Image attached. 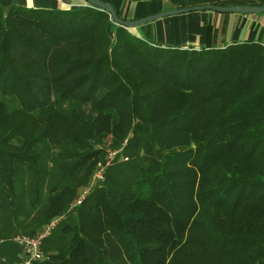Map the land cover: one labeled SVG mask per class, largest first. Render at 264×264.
Returning a JSON list of instances; mask_svg holds the SVG:
<instances>
[{"label": "trees", "instance_id": "16d2710c", "mask_svg": "<svg viewBox=\"0 0 264 264\" xmlns=\"http://www.w3.org/2000/svg\"><path fill=\"white\" fill-rule=\"evenodd\" d=\"M80 1L86 7L0 3L2 191L15 196L20 165H33L41 185L45 150L79 155L73 168L86 183L107 155L93 142L112 137L114 162L126 161L68 213L58 247L36 264H264V41L164 47ZM64 181L54 180L41 222L80 196ZM18 251L0 246L8 263Z\"/></svg>", "mask_w": 264, "mask_h": 264}, {"label": "crops", "instance_id": "0c3cea01", "mask_svg": "<svg viewBox=\"0 0 264 264\" xmlns=\"http://www.w3.org/2000/svg\"><path fill=\"white\" fill-rule=\"evenodd\" d=\"M0 3L7 8L20 5L30 8L59 9L86 7L80 0H4ZM127 19H141L150 15L172 10L165 0H107ZM5 3V4H4ZM138 34L164 47L198 50L204 47L223 49L234 43L264 41V15L223 14L212 11L193 12L157 20L137 29ZM153 43V44H154ZM26 219V218H25ZM30 220L25 223L29 224ZM46 223L41 222L36 228L30 224L24 229L35 235ZM23 234V232L21 233ZM18 235V234H17ZM11 237V236H10ZM9 237V238H10ZM1 239H9L1 237ZM18 247V246H17ZM50 249V248H49ZM16 256L21 253L18 247ZM52 252V250H50ZM51 254V253H47ZM0 260L7 257L0 256Z\"/></svg>", "mask_w": 264, "mask_h": 264}, {"label": "rangeland", "instance_id": "374dc122", "mask_svg": "<svg viewBox=\"0 0 264 264\" xmlns=\"http://www.w3.org/2000/svg\"><path fill=\"white\" fill-rule=\"evenodd\" d=\"M0 1L5 2L4 0ZM5 5L7 7V11L8 6L7 4ZM114 142L115 141L112 137L107 136L103 137L98 142H93L92 147L93 149H100L104 154H106L109 151H114L117 149L113 145ZM125 144L126 141L123 143V146ZM85 150L86 148L83 147L79 149V152L85 153ZM78 156L76 155L75 158L72 156H62L59 149L45 150L43 153V158L41 160L39 159L38 163V165H42L40 169H42V174L44 176L41 179V185L37 186L39 181H37L36 177L34 176L33 165H20L17 174L15 196L10 197L8 193L2 191V187L0 186L1 237L9 238L10 236L13 237L17 234H21L22 232L23 234H28V230L26 228L24 229L25 225L28 227L30 224H32L33 228H36V226L40 225L41 220L39 219V216L42 214V211L48 204L50 188L54 184V180H60L62 178L60 187L65 184L64 180H67L66 183L78 186V192L80 194L90 186L94 174L86 183L81 181L80 178L84 170L78 171L73 168L75 160L78 159ZM125 157L128 156L125 155ZM128 158L131 159L130 156ZM123 159V157H120L118 162H114L113 166L121 162L126 163V161H122ZM51 173L55 174L54 178L51 177ZM34 199H37V203L32 205L31 201ZM68 218V214H66L65 220L60 226L64 225L65 222L69 220ZM29 220V224H25ZM58 231L59 230H55L53 236L44 242L43 253L48 259L50 258V255L47 253H51L50 249L53 250L58 247L59 243L54 241ZM49 247L50 249H48Z\"/></svg>", "mask_w": 264, "mask_h": 264}, {"label": "built area", "instance_id": "2783aa9c", "mask_svg": "<svg viewBox=\"0 0 264 264\" xmlns=\"http://www.w3.org/2000/svg\"><path fill=\"white\" fill-rule=\"evenodd\" d=\"M120 151L121 150L107 152L105 161L98 163L90 186L87 187L86 190L80 194L76 202L70 206L67 214L86 200L87 196H89L90 193L94 191L95 185L97 183H102L105 181L106 173L112 166ZM65 216L66 214H63L52 219L44 225L40 232L35 235L29 236L18 234L9 239L0 238V246L5 243H11L21 249V253L16 256V260L13 263H8L6 260H0V264H36L49 260L43 253L44 242L49 239L53 235L54 231L60 227L62 222L65 220Z\"/></svg>", "mask_w": 264, "mask_h": 264}, {"label": "water", "instance_id": "95a60500", "mask_svg": "<svg viewBox=\"0 0 264 264\" xmlns=\"http://www.w3.org/2000/svg\"><path fill=\"white\" fill-rule=\"evenodd\" d=\"M83 1H85L88 5H90L94 9L107 12L111 16L112 22L115 25L121 26L127 29L139 28L141 26L153 23L157 20H160L166 17L183 15V14H188V13H193V12L212 11V12L223 13V14H241V15L264 14V7H258V6L234 5L230 7L229 6L224 7V6L206 5V6H196V7L184 8V9L167 10L159 14H154V15L141 18L136 21H129V20L122 19L118 15L117 10L110 3L104 2L102 0H83Z\"/></svg>", "mask_w": 264, "mask_h": 264}]
</instances>
